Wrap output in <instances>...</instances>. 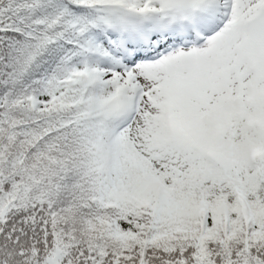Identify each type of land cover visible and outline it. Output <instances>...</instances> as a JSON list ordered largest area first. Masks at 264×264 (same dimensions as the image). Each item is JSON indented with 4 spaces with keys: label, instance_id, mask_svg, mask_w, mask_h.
<instances>
[{
    "label": "snow or ice",
    "instance_id": "1",
    "mask_svg": "<svg viewBox=\"0 0 264 264\" xmlns=\"http://www.w3.org/2000/svg\"><path fill=\"white\" fill-rule=\"evenodd\" d=\"M0 264H264V0H0Z\"/></svg>",
    "mask_w": 264,
    "mask_h": 264
}]
</instances>
